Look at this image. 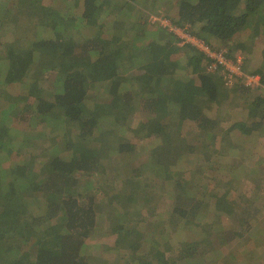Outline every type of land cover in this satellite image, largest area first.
Here are the masks:
<instances>
[{"label":"trees","instance_id":"16d2710c","mask_svg":"<svg viewBox=\"0 0 264 264\" xmlns=\"http://www.w3.org/2000/svg\"><path fill=\"white\" fill-rule=\"evenodd\" d=\"M136 1L79 0L80 6L74 12L51 14V23L40 25L48 31L38 25L41 34L28 46L17 47L11 41L1 45L3 80L0 87L21 84L34 63L40 64L42 71H56L57 76L53 91L28 104L32 115L26 128L11 122L7 124L8 117H3L0 153H11L12 163L8 167L0 166V264H97L95 258L83 252L97 228L98 200L94 188L102 184L98 179L109 166L105 162L107 153L120 155L136 150L137 141H132L130 135L144 133L143 139L157 144L153 161L167 171L176 190L180 191L170 213L177 221L174 227L180 228L182 221L202 215L201 206L206 203L209 207V201L204 200L206 193L203 196L190 194L183 186L187 176L184 174L179 179L172 175L174 172L162 161L163 154L167 153L169 158L171 149L177 148L178 141L173 137L183 134L184 125L188 129L193 125L199 131L198 139L203 135L207 138L202 139L205 143L201 146L205 149L202 154L208 159L209 148L217 144L219 135L227 136L237 129L246 135L253 132V126L247 122L236 121L222 129V133L218 130L221 120L214 116L215 107L223 105L232 94L248 92L249 88L239 84L230 89L219 72L207 71L211 63L209 56L193 45H179L178 35L166 28L149 29V21L143 16H129L131 23L119 21ZM165 5L167 8L155 7L161 13L167 12L166 18L172 23L204 40L211 50H226L225 55L231 59L236 58L232 55L234 49L242 47L235 44L239 31L245 30V46L251 53L258 51L255 45L264 38V0H168ZM109 8L117 12L109 15ZM100 11L111 20L103 22ZM241 18L244 19L242 27L238 22ZM104 36L109 40L105 41ZM148 39L151 41L146 42ZM254 58L257 63L249 72L260 75L264 86V63L258 65L259 56ZM75 62H79L76 68L73 67ZM94 84H101L111 96L110 103L103 104L102 110L92 101L89 87ZM32 89L39 90L37 86ZM132 89L135 90L131 101L125 102L123 95ZM23 96L24 100L28 99L27 94ZM249 106L259 112L260 120L264 119V91L252 95ZM159 107L171 115L173 126L166 120L158 121L155 115ZM12 110V123H22L21 115L18 117ZM136 111L143 115L138 127L132 128ZM260 120L256 126L261 124ZM40 124L48 125L47 131L52 132L46 137L53 141L54 155L41 165L40 176H35L34 163L18 159L25 140L31 133L36 136L33 128L38 131ZM16 137L24 139L19 142ZM59 138L67 139L62 147H58ZM112 139L114 146H108L107 142ZM208 139H211L209 143L205 141ZM21 167L26 170L24 176L18 173ZM84 176L89 177L85 186L82 184ZM229 182L225 184L228 186ZM42 192L46 198L41 196ZM215 196L216 210L227 213L224 216L238 211L240 201L233 190L226 189L222 195ZM256 198L250 193L247 201L253 217L260 213L257 207L252 210ZM146 200L148 207L145 206L142 219L138 218L133 227H125L121 217L115 223L113 249L126 250L116 264H204L194 262L198 257L196 251L202 245L200 240L183 241L179 244L183 245L180 255L173 257H168L164 250L172 247L169 241L160 248L146 251L149 230L145 224L150 226L146 213L152 205L149 197ZM164 228H156L150 234L162 238L157 232ZM236 235L238 232L220 226L219 245L237 240Z\"/></svg>","mask_w":264,"mask_h":264},{"label":"rangeland","instance_id":"374dc122","mask_svg":"<svg viewBox=\"0 0 264 264\" xmlns=\"http://www.w3.org/2000/svg\"><path fill=\"white\" fill-rule=\"evenodd\" d=\"M78 1L0 0V49L1 45L8 41L14 42L17 47L28 46L36 41L39 34H41L39 27L43 31H48L40 25L46 24L48 26L52 20L51 14H70L74 12L77 6H80L77 4ZM166 1L168 0H157L156 3L155 0H137L131 3L132 6H129V9L126 10L127 13L120 16L118 20L131 23L132 18L129 16L141 15L145 21H149V29L158 30L160 23L155 27L150 23V18L158 17L171 21L166 18L167 12L163 11L161 13L156 8H167ZM116 12V9L110 11V8L107 11L109 15ZM99 14L103 22L106 23L111 20L105 12L100 11ZM238 22L242 27L244 19L241 18ZM97 36H100V32ZM106 37H110V35L106 34ZM106 37L105 41L109 40ZM137 38L140 39L139 36ZM149 41L151 40L148 39L146 42ZM244 41H247V34L245 30L239 31L235 38V44H240L242 47L234 49L232 55L244 57L245 69L250 71L251 66L257 63L254 58L255 55L259 56L258 65L264 63V38H261L260 42L255 45L258 51L254 50L252 53L249 47L245 46ZM78 66L79 62H75L73 67ZM189 72L192 75L194 74L191 70ZM55 74L56 71H42L40 64L34 63L28 76L21 84L5 85L7 89H5V86H1L0 88L3 90L0 89V128L5 124L3 121L4 116L8 117L5 119L7 124L11 122V124L20 125L23 129L26 128L28 126L26 124L29 123L32 115V110L28 104L34 98L45 96L56 88L55 76L57 75ZM0 80H3L1 71ZM32 86H37L39 90L33 91ZM89 89L92 101L98 110H102L103 104L110 103L111 96L102 89L101 84H94ZM133 90L135 89L125 92L126 95H123L125 102L131 101ZM262 91L264 89H249L248 92L232 94L223 105L215 107L214 116L221 120L218 129L220 132L223 133L222 129H226L236 121L247 122L248 125L253 126V132L246 135L237 129L227 136L219 135L220 138L217 142L215 141L217 144L212 146L213 149L209 148L211 153L208 159L202 154L205 149L201 146L205 143L202 139H205L206 136L203 135L202 139H198L199 131L193 125L188 129V126L181 124L183 134L173 137L175 141H178L177 148L171 149L169 158L167 153L163 154L162 161L166 167L174 172L172 175L177 176L179 179H182L184 174L187 176L183 181V186L187 188L186 190L190 194L203 196L206 193L204 200L209 201V207L206 203L201 206L200 213L202 215H198V218L189 217L186 221H182L180 228L174 227L177 222L175 221L176 218L173 219L170 216L180 191L176 190L177 186L173 178L167 174V171L153 161L154 148L157 144L149 139H143L142 135H145L144 133H140L139 136L132 134L129 138L132 141H137L135 151L120 155L107 153L105 162L109 166H107L104 175H101L98 179V182L102 184L94 188L98 200L96 206L97 228L93 235L88 238L87 247L83 252L89 258H95L97 264L118 263L120 258L125 255L126 250L114 251L113 249L115 223L118 217H121L125 221V227H133L136 221L142 219L143 210L146 208L145 206L148 207L146 197H149L152 205L149 206L150 212L146 213L150 223V226L147 223L145 224L149 230L146 235V251L160 248L161 244L169 241L172 247L164 248V250L167 252L168 257H173L180 255L183 245L179 244L183 241L200 240L202 245L199 247V251H196L198 257L194 259V262L200 261L204 264H264V184L261 185V181L264 179V119L260 120L259 112L249 106L252 95ZM24 94L28 95L27 100L23 99ZM12 109L18 113V117L21 115L22 123H12L11 118L14 116V114L10 116ZM142 115L143 113L140 111L135 112L134 120L131 123L132 128L138 127ZM155 116L158 121L166 120L169 123L168 125H174L171 115L162 107L158 108ZM14 119L17 120V117H14ZM259 120L261 124L256 126ZM47 126L38 125V131L33 128L36 136L34 137L32 133L28 136L30 138H27L28 140L26 139L24 145H22L23 153L20 154V159H18L31 160L34 163L33 174L35 176H40L43 170L41 165L48 162L54 155L53 141L50 137H46L52 133L47 131ZM22 139L24 138L16 137L19 142ZM58 140V147H62L67 139L59 138ZM210 140L205 141L209 143ZM157 142L160 143V140H157ZM114 143V139L107 142L108 146H114ZM166 145L164 146L166 147ZM217 148H220V150H216ZM9 155L11 153L7 154L6 151H1V167H8L12 163ZM18 173L22 176L26 175L25 168L21 167ZM88 178V176H84L82 179L83 185ZM226 181H231L228 186L225 184ZM84 186L81 188L83 189ZM226 189L233 190L236 193L240 205H238L237 212L224 216L227 213L221 214L222 210H216L214 204L217 198L215 195H222ZM250 193L257 197L252 205V210H255L256 207L259 208L260 213H255L256 217H253V212H250L248 208L247 201ZM41 196L46 198L43 192ZM245 209L249 212L245 213ZM153 212L154 215H152ZM224 225L231 232H238V235H236L238 239L220 246L217 235H219L220 226ZM162 227L165 228L157 232L161 234L162 238L150 234L152 230ZM199 234L200 236H198Z\"/></svg>","mask_w":264,"mask_h":264},{"label":"built area","instance_id":"2783aa9c","mask_svg":"<svg viewBox=\"0 0 264 264\" xmlns=\"http://www.w3.org/2000/svg\"><path fill=\"white\" fill-rule=\"evenodd\" d=\"M150 21L152 24L156 25L160 23V26L178 35L180 38L179 45H193L197 49L203 51L205 55L209 56L211 58V63L207 66V71L211 73L219 72L224 79V83L230 89H234L236 86H239V84L252 90L264 88L261 82V76L253 74L245 69L244 57L239 56L231 59L225 55L226 50L219 52L213 51L204 40L189 33L186 28L178 27L171 21H167V19L152 17Z\"/></svg>","mask_w":264,"mask_h":264}]
</instances>
